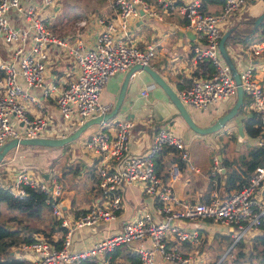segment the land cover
I'll use <instances>...</instances> for the list:
<instances>
[{"label": "built area", "instance_id": "obj_1", "mask_svg": "<svg viewBox=\"0 0 264 264\" xmlns=\"http://www.w3.org/2000/svg\"><path fill=\"white\" fill-rule=\"evenodd\" d=\"M247 1L224 0L217 10L209 11L202 9V0H112L114 14L94 19L101 28L94 43L87 46L81 38L70 42L67 37L52 32L40 10L53 7L54 0L28 4L25 0H0V37L11 50L9 58L0 63V145L12 137L48 136L43 131L49 117L45 113L29 114L27 103L42 106L31 90L33 87L41 89L45 97L53 95L61 116L73 118L71 127L58 137L69 134L87 119L109 111L112 104L102 103L99 98L110 76L135 63H150L156 52L154 42L142 48L127 39L131 22L144 15L164 20L166 14L178 13L184 19V27L193 30L202 41L193 47L194 57L207 59L213 65L208 76L192 77L177 89L185 105L203 109L237 95L238 84L219 42L225 32L224 24L242 11ZM53 46L67 48L77 64L73 77L49 78L52 55L56 57ZM248 50L251 56L260 54L264 51V39L251 42ZM238 72L243 91L251 99V108L257 115L261 131L257 144L264 146V78L256 76L252 62ZM134 124L132 119L119 118L113 130L100 128L86 138L85 146L96 159L97 185L103 196L99 203L76 215H70L62 206L63 185L56 177L46 179L20 169L11 181L0 179V188H7L15 195H24L25 186L46 192V202L60 219L61 226L66 227L59 243L58 239L41 235L24 243L25 251L31 253L28 257L31 264H72L80 258L104 255L120 244L133 243H139L133 245L139 264H156L159 258L170 264H198L192 253L177 245L197 238L196 229L170 223L171 219L211 218L232 225L234 242L259 229L264 220V200L258 196L264 182V163L255 167L246 184L233 189L224 199L213 194L209 201L184 200L174 191L179 170L170 167L166 180L156 171L154 161V156L168 146L178 148L181 157L188 160L183 137L169 126H161L153 133L152 143L145 152L131 153L129 137ZM215 163H219L217 156ZM134 183H139L142 191L153 199L157 216L151 210L140 211L125 219L119 229L92 238L87 247L72 249L76 229L117 218L124 189ZM169 238L175 243H169Z\"/></svg>", "mask_w": 264, "mask_h": 264}, {"label": "crops", "instance_id": "obj_2", "mask_svg": "<svg viewBox=\"0 0 264 264\" xmlns=\"http://www.w3.org/2000/svg\"><path fill=\"white\" fill-rule=\"evenodd\" d=\"M25 1L28 4L39 0ZM221 3L207 2L205 7L209 11H215ZM108 9L106 5L103 7H100V5L95 7L97 12L99 10L106 12ZM63 11V0H54V6L41 9L40 14L44 16L47 23L49 19L51 20L52 28L49 27L54 34L67 37L70 42L81 38L88 46L94 43L96 35L101 28L94 19L103 16H112L114 14V5L112 2L110 10L104 13L103 16H99L97 12L89 11L86 17L85 11L81 12L79 10L74 15L66 16V14L62 15ZM262 12H264V0H248L243 6L242 11L234 14L224 24L225 31L231 27L234 28L231 34L234 30L240 33L242 29H245L242 32L244 33L243 35L233 38L234 40H239L241 43L238 47L235 48L225 43L237 70L252 62L256 76L261 79L264 78V51L256 56H251L248 54V45L251 42L264 39V37H261L264 32V26L260 27V23L264 18L256 29L252 31L255 18ZM252 19H254L253 22H251ZM82 20L85 21L84 24H80ZM187 30L190 31V29L184 27V19L178 13L166 14L164 20H158L144 15L131 22L130 33L127 37L129 41L136 43L142 48H145L150 42L156 43V52L150 59V64L166 79L176 92L178 88L189 82L192 77L208 76L209 72L202 66L203 62H209L213 70V65L209 60H199L194 57L193 47L202 41L193 30H191L193 33L190 35L186 33ZM247 39L249 40L245 41ZM51 49L54 50L56 57L54 54L52 55L53 60L49 78L59 80L65 77V79L73 77L77 72V64L69 56L67 48L53 46ZM10 54L11 50L9 46L0 37V63L8 59ZM128 69L118 70L113 73L101 90L100 102L111 103V109L118 99ZM1 73L2 69L0 68ZM21 82L25 85L22 79ZM150 88L153 90L152 98L148 96ZM31 90L41 101L42 106L37 107L27 103L29 114L31 116H37L45 113L49 117V124L43 131L44 135L56 136L63 133L68 127H71L73 118H64L61 116L53 95L45 97L41 89L35 91V87ZM144 90L146 93H144ZM244 94L245 96L243 95L244 99L242 102L244 103L243 108L239 109L237 115L226 126L212 132L201 133L195 131L186 123L173 101L160 85L154 84L150 73L144 69H137L132 72L128 79L126 91L117 112L107 121L91 124L86 130L87 132L84 131L78 138L83 136L82 140L85 144L86 138L95 130L100 128L113 130L119 118L132 119L135 124L129 137V152L143 153L150 147L155 130L161 126H169L175 133L183 137L189 157L188 160H185L181 157V151L178 148L173 146L165 147L154 158L155 165L157 164L159 168V174L167 180L170 167H175L179 170L180 177L174 182V191L184 200L206 201L213 194H216L220 199H224L233 189L237 188L241 178L244 179L247 176H251L253 171H249V165L253 162V149L258 146L257 138L261 135V131L259 130L256 134L250 131L249 120L255 112L250 105L251 99L249 98L247 102L245 100L247 94ZM236 97L237 95L221 99L208 108L203 109L190 105L186 106L189 111V107L193 109V114L191 115L194 120L199 125L206 126L222 113L228 111L234 104ZM238 121H242L243 133H240L238 130ZM255 126L258 128L257 116ZM226 143L230 145H226ZM191 144L197 145L196 148H192ZM63 146H54L53 148L61 147L64 149ZM73 147H75L74 143ZM82 148L84 149V147ZM28 151L34 150L30 149ZM70 153L69 160L76 159V156L79 157L82 172L68 176L65 180L60 179V176L64 175L63 173L66 170L68 172L71 171L69 163L59 166L60 168H54V163L48 168H36L35 164H42L43 161H41L38 154L34 153L21 154L19 156L21 164L13 169L14 171H8L5 168L6 172L0 173V179L11 181L16 171L20 169L35 172L43 177L44 172H48L47 178L56 177L62 182V206L70 215H76L93 204L99 203L103 195L97 185L96 159L94 154L86 146L84 151L76 152V148H73ZM213 156L214 160L215 156H217L219 163L216 164L214 161L213 164ZM57 158L58 156L54 161ZM223 158L231 160L230 166L222 161ZM189 164H192L193 167L189 166ZM61 167H63V170ZM230 169H233L238 178L233 188H228L227 182V175ZM53 170L57 174L52 173ZM123 195L122 208L118 212L117 218L76 229L72 235V249L80 250L87 247L92 238L95 239L119 229L125 219L130 218L140 211L151 210L157 216L153 199L142 191L139 183L126 186ZM258 196L264 200V182L258 191ZM178 224L196 229L197 238L190 239L186 242L183 241L179 244L177 243V245L182 250L192 253L197 259L198 264L211 263L215 259V255L221 253V250L216 246L221 241L225 243L226 238L230 234L233 236L234 233V227L232 225H226L205 218L180 220ZM259 231L260 229L255 232H250L244 237L250 238ZM62 234L60 230H56L52 233L50 239H58L57 242L59 243ZM34 235L35 238L40 235L46 236L43 232H37ZM24 243L27 242H20L18 246L13 245L12 249H16L15 254L28 259L31 253L29 254L25 251L23 248ZM169 243L173 244L175 240L169 238ZM137 244L139 243H133L127 246L134 250V246ZM88 258L91 259L86 264H97V261L98 264H102V262L104 264H112L106 254L99 255L96 258ZM220 260L221 258L218 259L217 263ZM114 261L115 263L113 264L129 263L128 260H123L121 257ZM156 264L170 263L166 262L163 258H159Z\"/></svg>", "mask_w": 264, "mask_h": 264}, {"label": "trees", "instance_id": "obj_3", "mask_svg": "<svg viewBox=\"0 0 264 264\" xmlns=\"http://www.w3.org/2000/svg\"><path fill=\"white\" fill-rule=\"evenodd\" d=\"M222 1L224 0H203L202 9L207 10L205 7L207 2ZM253 21L254 19L251 20V22ZM262 26H264V20L260 23V27ZM244 30L245 29H242L240 33L234 30L226 39V44H228L230 39L243 35L244 33L242 32H244ZM261 37H264V32ZM248 40L249 39L245 41ZM202 66L210 74L212 67L209 62H203ZM243 106L244 103H242L240 109L243 108ZM256 116L257 115L254 114L249 120L250 131L253 134L258 133V130L260 131V128L255 126ZM253 151L254 158L253 162L249 165L250 172L254 171L257 165L264 163V146L258 145ZM222 161L228 166L231 164V160L228 158H223ZM155 167L156 171L159 173L157 164ZM237 179L236 173L233 169H230L227 175L228 188H233L236 185ZM249 179L250 176L244 179L241 178L237 187L246 184ZM46 198V192L31 186H25V194L21 196L13 194L7 188H0V264H31L30 260L15 254L16 249H12L14 244L18 246L20 242L33 241L35 239L34 234L37 232H43L48 238H51L52 233L56 230H60L62 233L66 231V227L61 226L60 219L50 210ZM209 199L210 198H207L206 201H209ZM205 219L212 220L211 218ZM24 229L26 230V234L19 240L20 233ZM259 229L260 231L250 238L243 236L235 242L234 237L230 234L226 238L227 240L225 243L221 241L220 244L216 246L221 250V253L215 255V259L209 264H216L220 258L221 260L217 264H264V220L259 226ZM186 241L188 240L184 242ZM226 250V254L222 256L223 252ZM106 255L112 264L115 263L114 260H117L119 257L123 260H128V264H139L137 253L131 247L124 244L115 247L113 250L107 252ZM90 259L88 257L84 259L80 258L75 261L74 264H86L90 262ZM102 264H104V262H102Z\"/></svg>", "mask_w": 264, "mask_h": 264}, {"label": "water", "instance_id": "obj_4", "mask_svg": "<svg viewBox=\"0 0 264 264\" xmlns=\"http://www.w3.org/2000/svg\"><path fill=\"white\" fill-rule=\"evenodd\" d=\"M263 18H264V12L260 13L255 18L252 31H254L256 29V27L263 20ZM233 29L234 28L231 27L223 33V35L220 39V42H219V48H220V51H221L224 59L229 64L231 71H232V74H233V76H234V78L238 84L237 97H236L234 104L230 107V109H228V111H226L225 113H222L220 116H218L216 119H214L210 124H208L206 126H201L194 120V118L191 115L190 111L188 110L187 106L182 102V100L178 96L176 90L166 81V79L157 70H155L151 66L150 63L144 64V65L141 63H135L129 67L128 72L126 74V77L122 83L118 99H117L114 107L111 110L106 111L103 114H98L94 117L87 119L84 123L80 124L74 131H72L71 133H69L65 136H62V137H58V136H37V137H23V138L12 137L0 145V163L10 150H12L14 148H18L19 146H23V145H28V146L42 145V146H52V147L63 146L65 144H67L68 142H70V141L78 138L79 136H81V134L91 124L100 123L102 121H107L119 109L121 102H122V99L124 97L125 91H126L128 79H129L130 75L132 74V72L137 70V69H144L148 73H150V75L152 76V78L154 80V84L160 85V87L164 90V92L173 101V103L175 104V106L179 110L180 114L182 115V117L184 118L186 123L192 129H194L195 131L201 132V133L212 132V131L221 129L222 127L226 126L228 124V122L237 115V113L240 109V106L242 105L243 95H244V91H243V88L241 85L239 72H238L236 66L234 65V62H233V60H232V58H231V56L227 50L226 44H225L226 39L230 36L231 31ZM186 33L190 35L193 32H191V30L190 31L187 30ZM148 96L150 98H152V96H153L152 88H150V90L148 91ZM237 126H238L239 132L243 133L242 121H238ZM48 174H49L48 172H44V177L47 178ZM179 221L180 220L171 219L170 223H179Z\"/></svg>", "mask_w": 264, "mask_h": 264}, {"label": "rangeland", "instance_id": "obj_5", "mask_svg": "<svg viewBox=\"0 0 264 264\" xmlns=\"http://www.w3.org/2000/svg\"><path fill=\"white\" fill-rule=\"evenodd\" d=\"M63 4H64V11H63L62 15H64V14H66V16L74 15L79 10L81 12L85 11V16L87 17L89 11L90 12H97L95 10V7L99 6V5H100V7H103L104 5H106V7L109 8L108 9V11H109L110 7L112 5V2H111V0H63ZM109 5H110V7H109ZM108 11H106V12H108ZM98 12H97V14L99 16H103L104 13H106L105 11L101 12L100 10ZM51 23L52 22L49 19L48 25L50 27L52 26ZM228 44L232 45L236 48L241 43L239 42V40L230 39ZM37 89H39V88L35 87V91H37ZM245 100L246 101L249 100V97L247 95H246ZM189 109L191 111L190 113L193 114V109L191 107H189ZM82 137L76 138V139L70 141L69 143L65 144L63 146L64 149H62L61 147L53 148V147L42 146V145H33V146L23 145V146H19L18 148H14V149L10 150L6 154L4 159L1 161L0 173L4 172V171L6 172L5 168L8 171H12L13 169L17 168L18 165L21 164V160L19 157L21 154L34 153V154H38L41 161H43L42 164H35L36 168H48V167H50V165L52 163H54V168H57V167L60 168L59 166L66 165L69 163V168L71 169V171L68 172L66 170L63 173L64 175L60 176V179L65 180L66 178H68V176L79 174L80 172H82L80 169L81 168V164H80L81 161H80L79 157L76 156V159H73V160H69V159L71 156L70 152L73 150V148H76V152H79L81 150L84 151L85 144L82 140ZM73 143L75 144V147H73ZM191 145H192L191 146L192 148H194V147L196 148V146H197V145H193V144H191ZM226 145H230V144L226 143ZM82 147H84V149ZM30 149H33L34 151H28ZM85 152L88 153L87 151H85ZM57 156H58V158L54 161V159ZM214 161L215 160H214V156H213L212 157L213 164H214ZM61 168L63 170V167H61ZM52 173H56V172H54V170H53ZM24 234H26L25 229L21 231L20 236H19V240L22 239ZM14 245H16V244H14ZM226 252H227V250L225 251V254H226ZM225 254H223V256ZM241 264H245V263H241ZM246 264H248V263H246Z\"/></svg>", "mask_w": 264, "mask_h": 264}]
</instances>
